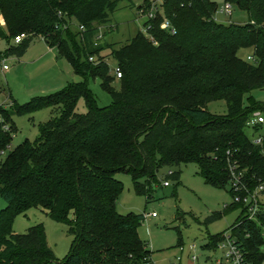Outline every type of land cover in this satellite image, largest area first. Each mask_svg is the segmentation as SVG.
<instances>
[{
	"label": "trees",
	"instance_id": "trees-1",
	"mask_svg": "<svg viewBox=\"0 0 264 264\" xmlns=\"http://www.w3.org/2000/svg\"><path fill=\"white\" fill-rule=\"evenodd\" d=\"M119 1L0 0L7 28V33L0 28V36L14 39L0 60L23 56L41 37L76 74L100 76L112 98L109 106H100L86 82H71L13 109L0 105V158L16 131L13 115L57 108L40 125L34 144L25 141L0 160V197L7 202L0 212V264L152 263L138 231L144 215L117 210L123 191L118 172L131 174L137 192L147 197L161 168L183 163H196L205 182L219 188L230 184L231 164L252 178V187L264 180V145L245 133L252 113L264 112V102L244 104L248 93L264 89V0H226L247 12L245 24L216 21L212 0H163L161 11L157 7L145 22L146 33L115 47L99 35ZM150 6L146 1L140 9ZM164 19L175 33L161 28ZM23 33L16 43L15 36ZM106 48L122 71L120 78L102 55ZM242 48L253 49V62L239 56ZM80 99L86 113L76 112ZM216 100L226 101V114L210 113L208 104ZM166 177L177 187L181 171L170 170ZM230 192L234 199L231 187ZM32 207L68 226L73 243L64 260L49 246L42 224L12 233L14 217ZM235 207L243 209L233 235L246 262L263 264L264 216L249 220L242 203L233 200L227 208ZM223 238L211 236L204 247L216 249Z\"/></svg>",
	"mask_w": 264,
	"mask_h": 264
},
{
	"label": "rangeland",
	"instance_id": "rangeland-1",
	"mask_svg": "<svg viewBox=\"0 0 264 264\" xmlns=\"http://www.w3.org/2000/svg\"><path fill=\"white\" fill-rule=\"evenodd\" d=\"M146 1L151 3L149 10L140 9ZM217 4L214 15L216 21L222 24L241 23L250 21L247 12L232 3V15L223 12L226 0H212ZM163 0H120L117 10L110 15L107 24L101 27L100 35L104 44L119 47L134 37L139 31L147 32L145 22L150 14L161 11ZM71 27L77 30L78 24L72 21ZM0 28L7 33L3 15L0 11ZM14 39L0 36V54L6 52ZM111 49L106 48L102 55L105 57L110 71L116 74L117 61L110 54ZM239 56L252 61V48H242ZM9 66L8 71H2L3 60ZM71 82H86L95 94L100 106H109L112 98L103 85L100 76L85 79L74 72L73 67L60 55L57 49H50L41 38L35 37L27 52L21 56H2L0 60V105L13 109L17 104H25L34 97L55 93L65 88ZM119 89V80L114 82ZM264 102V89H254L244 99L246 106ZM56 107L41 108L30 114H15L13 121L16 131L12 134L9 147L2 154L0 160L15 150V148L28 141L34 144L40 134V125L57 114ZM210 113L224 115L228 111L225 100H216L208 104ZM76 112L86 113L87 107L84 99H80ZM245 133L250 140H254L261 132L251 127L245 128ZM170 170L181 171V182L168 178L169 186L164 185L166 175ZM115 177L123 183L116 207L119 213L142 214L144 219L138 228L139 234L148 244L151 251L153 264H216L223 257L219 248H205L210 237L220 234L233 235V229L239 218L243 215L241 207L227 208L233 202L230 184L224 188L215 187L205 182L199 175L196 163H183L179 167L165 166L158 172V183H153L149 196L139 194L135 188L131 174L118 172ZM176 193L174 195V191ZM7 206V202L0 197V212ZM156 213L155 217L151 214ZM215 213L220 216L214 218ZM37 224L45 227L49 246L59 260H64L73 243V235L68 232L66 224L55 221L48 212L41 207H32L14 217L12 233L22 234ZM179 243L184 246L180 250ZM196 244L195 252L191 245ZM264 253V244L260 247ZM198 256L194 261L192 255ZM181 258V260H179ZM264 264V262H263Z\"/></svg>",
	"mask_w": 264,
	"mask_h": 264
},
{
	"label": "built area",
	"instance_id": "built-area-1",
	"mask_svg": "<svg viewBox=\"0 0 264 264\" xmlns=\"http://www.w3.org/2000/svg\"><path fill=\"white\" fill-rule=\"evenodd\" d=\"M157 12V10H155ZM156 12L150 14V18L155 17ZM223 12L228 15H232V4L226 3ZM83 29V26H80ZM161 28L170 30L175 33V29L168 19H164L161 23ZM26 34H20L15 36V42L20 43ZM101 37V35H99ZM3 60L2 71H8L9 66L4 64ZM116 76L120 78L122 76V71L117 67ZM248 127L253 128L256 131H260L261 134L256 137L253 142L258 145H264V112L262 110H256L252 113L251 117L247 122ZM262 125V126H260ZM259 126V130L255 127ZM230 187L234 191V201L237 203H242L246 207V214L249 220L259 221L261 216H264V180L260 181L256 186L252 187L250 182L252 178H246V172L242 169H238L237 165H230ZM165 186H169V181H164ZM152 217L156 216V213L151 214ZM264 235V228H263ZM223 251V257L217 261L216 264H249L246 262V257L243 249L238 244V241L234 235L224 234V238L219 242L218 247ZM184 246L180 245V250L184 251ZM197 245H191V250L195 252ZM194 261L198 259L196 253L191 257ZM181 260V258H179ZM153 264V263H150ZM174 264V263H173Z\"/></svg>",
	"mask_w": 264,
	"mask_h": 264
},
{
	"label": "crops",
	"instance_id": "crops-1",
	"mask_svg": "<svg viewBox=\"0 0 264 264\" xmlns=\"http://www.w3.org/2000/svg\"><path fill=\"white\" fill-rule=\"evenodd\" d=\"M45 41V40H44ZM46 42V41H45ZM47 43V42H46ZM49 46V45H48ZM50 49H52V47L49 46Z\"/></svg>",
	"mask_w": 264,
	"mask_h": 264
}]
</instances>
